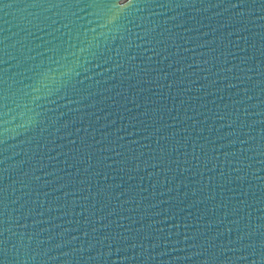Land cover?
Returning a JSON list of instances; mask_svg holds the SVG:
<instances>
[{
	"label": "water",
	"instance_id": "water-1",
	"mask_svg": "<svg viewBox=\"0 0 264 264\" xmlns=\"http://www.w3.org/2000/svg\"><path fill=\"white\" fill-rule=\"evenodd\" d=\"M109 2L0 0L8 264H264L260 0Z\"/></svg>",
	"mask_w": 264,
	"mask_h": 264
},
{
	"label": "snow or ice",
	"instance_id": "snow-or-ice-1",
	"mask_svg": "<svg viewBox=\"0 0 264 264\" xmlns=\"http://www.w3.org/2000/svg\"><path fill=\"white\" fill-rule=\"evenodd\" d=\"M256 0H252V4L250 6H255ZM104 7H108L110 9H114L119 12H124L133 7H137L138 5L134 2V0H110L109 3H103ZM241 5L232 4L230 7H238ZM52 7H58V5H52ZM260 9L264 11V0H260ZM264 19V17H262ZM0 97H2V92H0ZM264 154V153H262ZM7 197L4 196L3 190H0V216H4L6 211L5 200ZM259 230V229H257ZM4 231L0 229V237H3ZM262 247H264V243H262ZM8 253L9 249L7 247V240L0 239V264H8Z\"/></svg>",
	"mask_w": 264,
	"mask_h": 264
}]
</instances>
